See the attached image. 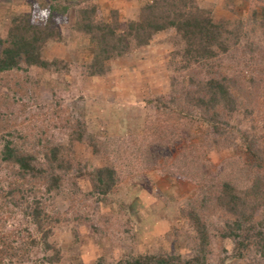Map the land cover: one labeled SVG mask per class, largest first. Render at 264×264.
<instances>
[{"label":"rangeland","instance_id":"374dc122","mask_svg":"<svg viewBox=\"0 0 264 264\" xmlns=\"http://www.w3.org/2000/svg\"><path fill=\"white\" fill-rule=\"evenodd\" d=\"M193 1L225 24L226 52L190 59L169 28L131 42L91 75L94 45L75 30L79 8L124 24L150 0H0L2 38L14 15L42 25L52 6L63 39L47 41L42 55L70 63L64 73L21 63L0 74V264H117L139 255L264 264V0ZM225 76L236 83L237 108L199 105L197 85ZM8 140L41 174L22 177L3 160ZM55 147L61 166L48 161ZM109 167L114 183L103 194L94 174ZM226 184L245 200H233Z\"/></svg>","mask_w":264,"mask_h":264},{"label":"trees","instance_id":"16d2710c","mask_svg":"<svg viewBox=\"0 0 264 264\" xmlns=\"http://www.w3.org/2000/svg\"><path fill=\"white\" fill-rule=\"evenodd\" d=\"M139 8L136 19L126 21L121 24L117 16L112 15L107 22H97L95 19L97 10L95 6H83L78 10V18L75 21V30L87 36L93 43L94 48L91 58L85 68L91 75L103 74L107 69L106 62L115 56H120L127 51L131 42L143 45L147 44L151 37L158 31L174 28L185 40L187 47L185 55L188 58H196L207 61L212 59L218 51L226 52L228 45L226 36L229 33L224 27V23H215L209 16V12L199 8L193 0H150ZM49 18L40 25L34 21L32 14L14 15L10 20L9 34L7 37H0V74L18 69L21 63L28 66H38L51 69L53 72H68L70 63L63 59H47L42 55V49L47 41L51 39L61 40L63 34L53 23V7H50ZM236 85L229 77L222 79L210 78L203 86L197 85L200 90L198 95L199 105H204L208 109H213L216 102L225 103V108L234 111L236 98L231 93V88ZM203 93L208 95L205 100ZM245 111L251 113L244 103ZM210 122L218 123V117H210ZM216 132V131H215ZM76 137L81 139L82 130L76 132ZM11 141H7L3 148V160L18 165V174L22 177L30 173L32 176L41 174L43 167L34 163L35 158L30 154H25L12 146ZM95 144L93 143V147ZM49 163L63 165L60 150L55 147L50 149ZM114 173L112 168L97 170L94 174V186L98 191L107 193L114 183ZM229 195L233 200L244 199L232 190L231 184ZM50 189V186L48 187ZM257 190V189H255ZM245 200V199H244ZM240 214H243L239 212ZM38 217V214H34ZM257 233L261 235V231ZM203 243L205 244L204 238ZM196 263V262H195ZM96 264H101L97 262ZM117 264H175L171 259L160 255H139L127 260H120Z\"/></svg>","mask_w":264,"mask_h":264}]
</instances>
